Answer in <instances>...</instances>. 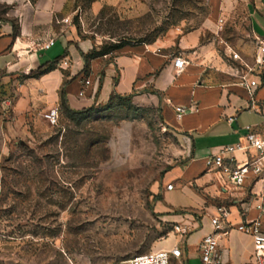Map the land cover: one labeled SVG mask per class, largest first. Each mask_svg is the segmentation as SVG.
<instances>
[{"label": "rangeland", "instance_id": "1", "mask_svg": "<svg viewBox=\"0 0 264 264\" xmlns=\"http://www.w3.org/2000/svg\"><path fill=\"white\" fill-rule=\"evenodd\" d=\"M42 2L55 10L33 27L35 47L60 36L89 40L98 51L161 39L177 76L188 68L238 85L248 76L264 91L247 0H0V22L17 32ZM184 37L195 43L183 49ZM30 77L0 70V264L117 263L182 244L217 208L234 204L196 188L200 208L171 210L188 223L160 214L166 177L191 157L164 91L74 113L62 99L52 125L48 108L30 107Z\"/></svg>", "mask_w": 264, "mask_h": 264}, {"label": "crops", "instance_id": "2", "mask_svg": "<svg viewBox=\"0 0 264 264\" xmlns=\"http://www.w3.org/2000/svg\"><path fill=\"white\" fill-rule=\"evenodd\" d=\"M247 1L252 34L259 43L263 42L264 0ZM54 7V3H40V12L24 27L19 26L17 32L9 22H0V70L10 76H30L46 70L39 77H30L27 83L32 109L51 111L63 99L70 109L82 111L105 105L116 96H144L164 91L173 116L177 107L186 109L177 123L190 140L191 157L166 177L167 185L173 184L174 190L165 191L160 214L168 222L188 223L171 210L200 208L202 199L195 192L196 188L218 192L223 200L232 198L233 205L223 206L230 211V217L225 230L218 233L219 249L226 264H251L254 240L237 227L259 216L257 207L261 200L257 194L262 184L249 180L245 186L237 188L209 172L206 161L224 146L243 142L248 127L264 126V91L257 89L255 100L251 101L242 85L202 80L197 71L193 73L188 68L177 76L173 61L167 55L169 47H161V39L152 45L126 46L109 56L91 60L86 69L84 57L94 48L89 40L74 41L60 36L53 38L55 44L49 49L33 46L34 39L39 40L33 34V27L46 24ZM194 43L192 37H184L181 46L186 49ZM245 50L251 53L254 49L247 46ZM256 62L260 72H264V54L260 50ZM237 157L243 159L240 153ZM239 202L241 204L236 205ZM212 233L214 227L211 219H207L182 244L179 242L165 250L179 246L185 264H201L200 242ZM190 248L196 249L197 254L190 256ZM173 262L180 261L174 259Z\"/></svg>", "mask_w": 264, "mask_h": 264}, {"label": "built area", "instance_id": "3", "mask_svg": "<svg viewBox=\"0 0 264 264\" xmlns=\"http://www.w3.org/2000/svg\"><path fill=\"white\" fill-rule=\"evenodd\" d=\"M260 43L259 50L264 54V41ZM54 44L55 41L51 40L43 48L49 49ZM234 57L238 59L239 55L235 54ZM178 65L183 69L185 62L180 61ZM242 87L249 99L254 101L259 88L258 81L250 80L244 76ZM175 110L178 119L186 112L184 107H177ZM46 118L52 125H57L59 121L58 109L51 110ZM238 153L243 155V159L240 160L237 157ZM206 166L209 172L237 188L245 186L249 180H255L262 184L261 191L257 194L261 200L257 207L260 212L259 216L252 221L245 220L238 225L237 230L251 236L254 240L255 251L251 264H264V126L262 128L248 127L243 142L224 146L218 154L208 157ZM167 190H174V185H167ZM214 214L211 218L214 233L205 236L199 245L201 264H226L219 249L218 233L224 231L225 226L229 223L230 211L225 207H219ZM182 254L181 247L177 246L170 250L160 249L137 255L113 264H174V259L180 261L175 264H185L181 260Z\"/></svg>", "mask_w": 264, "mask_h": 264}, {"label": "trees", "instance_id": "4", "mask_svg": "<svg viewBox=\"0 0 264 264\" xmlns=\"http://www.w3.org/2000/svg\"><path fill=\"white\" fill-rule=\"evenodd\" d=\"M127 44H124V43H118V44H115L113 47L111 48H103L101 49L100 51H98L97 49H94L92 50L88 55H86L84 57L85 59V63H86V69H87V66L89 64V62L91 60H94V59H98V58H102V57H105V56H108V55H111L113 54L114 52L118 51V50H121L122 48L126 47ZM51 68H48L47 70H50ZM44 72H46V70H40L34 74H31L30 76L31 77H39L41 74H43ZM64 105H66L67 103L64 101L63 102ZM68 109L71 113H74L73 110H71L68 106Z\"/></svg>", "mask_w": 264, "mask_h": 264}]
</instances>
